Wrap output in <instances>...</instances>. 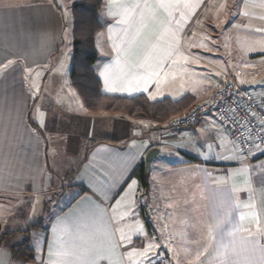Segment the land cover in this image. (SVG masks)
I'll use <instances>...</instances> for the list:
<instances>
[{
  "label": "crops",
  "instance_id": "0c3cea01",
  "mask_svg": "<svg viewBox=\"0 0 264 264\" xmlns=\"http://www.w3.org/2000/svg\"><path fill=\"white\" fill-rule=\"evenodd\" d=\"M76 1L0 0V264H64L65 250L103 251L108 258L101 264H130L127 254L134 255L137 246L133 238L141 236L130 231L142 221L151 232L148 215L163 227L167 222L170 246L164 250L171 264H249L248 229L256 231L257 218L264 229V148L254 150V160L246 163L234 137L213 117L171 129L162 125L180 114L153 123L107 111L105 99L90 107L71 86ZM208 1L105 0V30L98 36L94 67L101 94L145 95L152 103L190 95L195 107L223 85L224 73L261 66L264 43L241 51L240 62L225 64L219 48H212L209 55L221 66L211 73L191 61L185 62L188 70H175V56L185 49L184 31L199 16L193 10ZM221 7L211 12L217 15L211 22L228 17ZM263 9L264 0H236L238 30L256 26L259 36ZM234 29L225 28L231 40ZM198 38L190 45L194 51L207 48ZM156 146L159 154L145 189L134 173ZM32 198L47 200L42 215L55 210L47 227L42 218L32 221ZM64 199L67 205L58 207ZM225 205L230 222L223 228L234 235L223 243L234 240L239 256L218 257L219 237L209 236ZM36 230L43 232L38 248L31 238ZM255 239L264 244V236ZM27 241L34 262L13 251Z\"/></svg>",
  "mask_w": 264,
  "mask_h": 264
},
{
  "label": "rangeland",
  "instance_id": "374dc122",
  "mask_svg": "<svg viewBox=\"0 0 264 264\" xmlns=\"http://www.w3.org/2000/svg\"><path fill=\"white\" fill-rule=\"evenodd\" d=\"M217 6L218 8L220 6H223L221 7V10H226L228 17L220 16L215 22H211V17L217 16H213L211 14V12L216 9ZM236 11V0H209L208 3L203 5L201 8L193 10L194 15L197 16V14H199V16L194 21H191L184 31L185 49L184 53L181 52L179 54H176L175 56V59H177L174 65L175 70H188L185 66V62L191 61L196 64L194 66H196L197 69L206 68L208 69L209 73H211L212 71H216L218 69L215 67L221 66L220 62H216L215 60H213L215 58L213 57V55H209L212 48L215 50H218L216 49V46L219 48L218 57H220L222 63L225 64L226 62H232L233 59L240 62L242 58L241 51H244V53L251 52L257 46H261L260 44L264 43V34H262L261 36L260 34L261 32L264 33V25L260 23L259 27L261 32L259 31V36L256 35V26H250L248 28L238 30V23L234 21V19L237 18ZM261 12L264 14V9ZM65 14H67V17L69 16L68 12H66ZM226 21H228V23H226ZM228 26L235 27L232 32L235 35L233 36V40H231L230 34L225 31V28ZM213 32L220 34L221 38H214L211 34ZM101 34L102 33H100L98 36H100ZM196 38L199 39L197 41V44H203L207 46V48H199V51H194L190 45L193 39L195 40ZM251 55H254V52H252ZM194 56L197 58V60L196 58H194ZM206 59H209L210 63H208ZM242 72L246 77V81L249 83H253L258 76L264 75V63L261 66H258L257 69L245 66L244 69H242ZM249 86L251 88L261 87L264 89V80L259 82L258 84H250ZM51 200L52 199H50V201ZM44 201L46 202L47 200H36L35 198H32L29 203L31 204L30 211H32L33 208L32 221H35L37 223L40 220L39 218H42V225L46 226V224L48 225L50 219L55 214V210H52L51 215H47V212L44 211L43 218L41 208ZM66 201L67 199H64L65 204L59 203L57 206L62 207L64 205L65 207L67 205ZM148 221L150 222V225L152 227L151 232L149 231V228H147L148 226L146 223H143L142 221H136L133 223V230L130 231V234H132L133 236H141L133 238L135 239L134 242L137 246L134 255L127 254L130 264H156L161 259V255L165 253L164 249H168V246H170V237L167 228V222L164 223L163 227L161 226L162 224H160V221L158 222L155 220L153 215H148ZM142 236H145V238H140ZM31 238L33 239L34 247L38 248L43 240L42 230H36L35 232H33ZM201 240L202 242H204L202 238ZM146 250L147 255H144Z\"/></svg>",
  "mask_w": 264,
  "mask_h": 264
},
{
  "label": "trees",
  "instance_id": "16d2710c",
  "mask_svg": "<svg viewBox=\"0 0 264 264\" xmlns=\"http://www.w3.org/2000/svg\"><path fill=\"white\" fill-rule=\"evenodd\" d=\"M104 8L105 0H77L72 11L74 52L71 86L75 87L84 101L91 107L92 104L95 105L105 99L107 111L122 112L131 118L145 119L153 123L167 122L173 116L193 108L194 98L190 95L176 102L165 99L152 103L145 95L131 99H118L106 98L101 94L102 86L94 67L99 56L98 35L105 30ZM134 175L139 177L142 187L149 188L151 175L146 172L145 162L135 171ZM34 227L41 228L42 226L37 224ZM13 251L26 261H35V250L29 245V241L23 243L20 248H13Z\"/></svg>",
  "mask_w": 264,
  "mask_h": 264
},
{
  "label": "built area",
  "instance_id": "2783aa9c",
  "mask_svg": "<svg viewBox=\"0 0 264 264\" xmlns=\"http://www.w3.org/2000/svg\"><path fill=\"white\" fill-rule=\"evenodd\" d=\"M224 80L206 101L162 126L186 129L202 117H213L234 137L243 160L249 163L254 160L252 152L264 148V90L244 86L246 77L242 70L234 75L224 73ZM158 264H171L169 256L163 253Z\"/></svg>",
  "mask_w": 264,
  "mask_h": 264
},
{
  "label": "snow or ice",
  "instance_id": "6c2138e0",
  "mask_svg": "<svg viewBox=\"0 0 264 264\" xmlns=\"http://www.w3.org/2000/svg\"><path fill=\"white\" fill-rule=\"evenodd\" d=\"M105 71H108V69H105ZM261 184L264 185V177H261ZM229 217L230 211L225 205L222 212L218 214V218L215 223L209 226V236L214 240H216L218 236L219 239L217 242L219 243L220 248L223 249V251L218 250V257H226L228 253L239 256V253L236 251L234 240H230L228 243H223L226 235H234V232L225 233L223 228L225 223L230 222ZM255 223L257 225L255 232H253L251 228L248 229L250 234L253 236V239L246 241L245 250L248 253L246 259L249 261V264H257V262H259V264H264V244H259V242L255 239V235L257 234L264 236V229H261V222L258 218ZM121 239L123 240L125 237L122 236ZM75 247L76 246L73 245V248ZM60 255L66 258L64 260V264H101V261L108 258L103 251L91 253L87 251L77 252L65 250L60 253ZM144 255H147V250ZM199 255L200 253H197V258H199Z\"/></svg>",
  "mask_w": 264,
  "mask_h": 264
},
{
  "label": "water",
  "instance_id": "95a60500",
  "mask_svg": "<svg viewBox=\"0 0 264 264\" xmlns=\"http://www.w3.org/2000/svg\"><path fill=\"white\" fill-rule=\"evenodd\" d=\"M159 154V148L154 147L150 151H148L146 157H145V164H146V172L147 174H150L151 168H152V161L157 157Z\"/></svg>",
  "mask_w": 264,
  "mask_h": 264
}]
</instances>
